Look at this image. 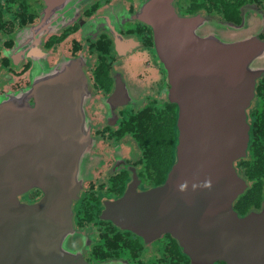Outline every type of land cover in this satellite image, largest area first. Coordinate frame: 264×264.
<instances>
[{"label": "water", "instance_id": "water-1", "mask_svg": "<svg viewBox=\"0 0 264 264\" xmlns=\"http://www.w3.org/2000/svg\"><path fill=\"white\" fill-rule=\"evenodd\" d=\"M176 2L146 0L134 18L152 28L168 99L179 108L176 161L163 185L139 192L130 184L100 219L146 245L171 235L191 264H264V208L235 209L249 189L237 163L249 156L250 110L264 76L262 19L209 21L182 15ZM43 20L39 36L57 21ZM36 48L32 83L0 95V264H130L84 258L73 205L91 176L89 78L81 60L50 66ZM33 189L43 198L23 202Z\"/></svg>", "mask_w": 264, "mask_h": 264}, {"label": "flooded vegetation", "instance_id": "flooded-vegetation-1", "mask_svg": "<svg viewBox=\"0 0 264 264\" xmlns=\"http://www.w3.org/2000/svg\"><path fill=\"white\" fill-rule=\"evenodd\" d=\"M144 2L146 0H0V95L19 91L32 83L31 75L39 61L34 58H41L36 48L38 44L50 66L62 60H81L89 78L91 94L86 113L93 138L91 176L84 183L80 199L73 205L75 228L85 235L86 231L77 225V214L86 194L90 193L94 201L100 202L102 213L105 203L123 197L130 184L138 183L139 192L164 184L158 183L156 169L149 167L153 156L145 135L162 120L167 123L170 104L179 108L168 99L169 81L156 51L152 28L134 19ZM178 2L180 0L176 4ZM177 7L182 9L183 15L203 13L209 21L232 22L216 15L213 18V14L209 15L204 9L190 14L182 4ZM3 13L10 17L6 18ZM246 14L259 17L264 26V6L245 7L239 24ZM43 16L42 25L57 21L39 36L36 27ZM27 31L29 34L23 39L21 35ZM259 37L264 39L263 31ZM15 49L17 55H13ZM139 64L148 73L154 70L155 76L150 75L147 80L141 73L138 77L135 70ZM33 117L35 120L38 116ZM92 183L94 187L90 190ZM42 198L43 192L39 189L21 196V200L29 204ZM82 240L88 243L83 250L89 263L124 259L90 261L91 241ZM142 242L143 251L159 244L154 250L160 258L172 255L164 253L163 245L177 247V252L182 250L178 241L168 234L147 245L143 239Z\"/></svg>", "mask_w": 264, "mask_h": 264}, {"label": "trees", "instance_id": "trees-1", "mask_svg": "<svg viewBox=\"0 0 264 264\" xmlns=\"http://www.w3.org/2000/svg\"><path fill=\"white\" fill-rule=\"evenodd\" d=\"M192 7L187 8L193 14L204 9L209 15L220 16L221 19L239 24L245 7L249 5H262L264 0H207L199 4V0L188 1ZM166 111V110H165ZM176 105L170 104L167 123H160L157 127L149 129L146 133L148 144L151 145L153 164L149 167L156 169L158 183H164L166 177L176 161V146L178 143ZM250 143L249 156L237 163V168L243 178L249 183V189L235 203V208L242 216L253 210H259L264 204V76L260 79L257 89V98L250 110ZM94 187L92 183L90 190ZM94 190V189H93ZM86 194L78 207L77 225L87 233L86 239L91 241L88 260L108 261L124 258L133 264H141L143 252L142 239L129 231H122L112 223L100 220V202ZM164 253L157 264H189V259L182 250L163 245ZM174 250V251H173Z\"/></svg>", "mask_w": 264, "mask_h": 264}, {"label": "rangeland", "instance_id": "rangeland-1", "mask_svg": "<svg viewBox=\"0 0 264 264\" xmlns=\"http://www.w3.org/2000/svg\"><path fill=\"white\" fill-rule=\"evenodd\" d=\"M188 1L189 0H180V2H178L177 6L182 4V6L185 9L190 8L191 5H190V3ZM195 1H198V0H195ZM205 1H207V0H199V4H203V2H205ZM191 9H192V7H191ZM179 12L183 15V11H182L181 8H180ZM3 14H4V16L6 18L10 17L6 13H3ZM253 17H255V15ZM147 70H150V69H147ZM135 71H136V75L138 77H140L141 73H143L144 77H146L147 80H150V77H149L150 75H151V78L155 76L154 70L150 71L151 73H148V71H146L141 64L137 65V68H136ZM137 154H138V152H137ZM151 247L152 248H145L144 251L139 255L141 257V264H157V262H158L157 260L160 259V257H158L160 255L154 250L155 248L160 247V245L159 244H155V245H153ZM69 249L75 250V248H72V247H69ZM131 264H133V262Z\"/></svg>", "mask_w": 264, "mask_h": 264}]
</instances>
